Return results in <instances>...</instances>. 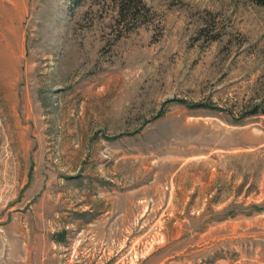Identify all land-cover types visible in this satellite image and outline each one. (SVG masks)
I'll return each instance as SVG.
<instances>
[{
	"label": "rangeland",
	"instance_id": "1",
	"mask_svg": "<svg viewBox=\"0 0 264 264\" xmlns=\"http://www.w3.org/2000/svg\"><path fill=\"white\" fill-rule=\"evenodd\" d=\"M142 2L0 0V264H264V6Z\"/></svg>",
	"mask_w": 264,
	"mask_h": 264
},
{
	"label": "trees",
	"instance_id": "2",
	"mask_svg": "<svg viewBox=\"0 0 264 264\" xmlns=\"http://www.w3.org/2000/svg\"><path fill=\"white\" fill-rule=\"evenodd\" d=\"M252 3H255L260 6H264V0H248ZM145 5L142 2V0H120V14H123L124 12H132L138 8H144ZM196 105H201V104H196ZM258 112H261L264 114V106H262V109L258 110V107H253L252 110H250V114H256Z\"/></svg>",
	"mask_w": 264,
	"mask_h": 264
}]
</instances>
